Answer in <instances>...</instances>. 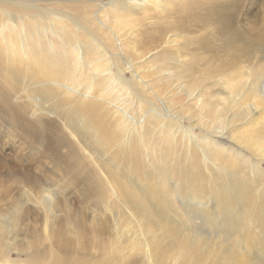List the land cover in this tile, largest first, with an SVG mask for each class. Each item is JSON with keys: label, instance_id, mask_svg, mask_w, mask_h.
<instances>
[{"label": "bare ground", "instance_id": "obj_1", "mask_svg": "<svg viewBox=\"0 0 264 264\" xmlns=\"http://www.w3.org/2000/svg\"><path fill=\"white\" fill-rule=\"evenodd\" d=\"M245 2L0 0V264H264Z\"/></svg>", "mask_w": 264, "mask_h": 264}, {"label": "rangeland", "instance_id": "obj_2", "mask_svg": "<svg viewBox=\"0 0 264 264\" xmlns=\"http://www.w3.org/2000/svg\"><path fill=\"white\" fill-rule=\"evenodd\" d=\"M262 1L263 0H260V3H259V5H253V4H251L250 2H245V3H243V4H241V5H238V6H236L235 7V10L236 11H242V12H246V11H251V14H250V16H255L256 14H259V10H261L263 7L261 6V4H262ZM263 50H264V46H263ZM2 140H6V138H5V135L3 134L2 135ZM16 155L17 154H15V153H12L9 157H5V156H3L2 155V158H5V162H7V163H9L10 165H11V167H12V170H15V171H17V167H18V165H20V164H18L17 163V165H16V163H15V161H16V159H14L15 157H16ZM2 158L0 157V160H2ZM22 165V166H21ZM21 165L19 166V167H21L23 170H25L26 172H28L27 174L28 175H32V177L34 178V177H37V175H39L40 174V172L38 171L39 169L38 168H36L35 167V165L34 164H32V163H30V164H27L26 163V161L24 160V162H21ZM16 167V168H15ZM31 173V174H30ZM33 174H34V176H33ZM37 174V175H36ZM9 181H11V179H9ZM8 181V179H3V181H2V185L0 184V186H2V188H7V187H9V185H11L12 183L11 182H9ZM6 184H5V183ZM1 188V187H0ZM1 190V189H0ZM75 202H76V205L77 206H79V205H82L83 204V201L81 200V201H79V200H75ZM12 258H16V256L15 255H13V257Z\"/></svg>", "mask_w": 264, "mask_h": 264}]
</instances>
